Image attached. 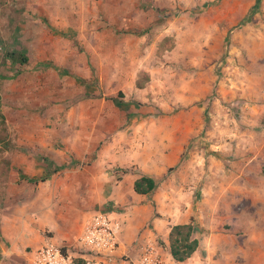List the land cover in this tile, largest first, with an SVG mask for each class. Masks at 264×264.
<instances>
[{
	"label": "rangeland",
	"instance_id": "rangeland-1",
	"mask_svg": "<svg viewBox=\"0 0 264 264\" xmlns=\"http://www.w3.org/2000/svg\"><path fill=\"white\" fill-rule=\"evenodd\" d=\"M135 106L149 110L120 131L141 156L145 121L185 112L184 157L221 173L195 192L212 244L195 260L264 264V0H0V219L41 183L98 179L65 170L96 165L101 120Z\"/></svg>",
	"mask_w": 264,
	"mask_h": 264
},
{
	"label": "crops",
	"instance_id": "crops-1",
	"mask_svg": "<svg viewBox=\"0 0 264 264\" xmlns=\"http://www.w3.org/2000/svg\"><path fill=\"white\" fill-rule=\"evenodd\" d=\"M147 110L149 109H137L135 106L128 110L124 119L121 118V112L116 110L112 119L104 120L105 122L101 120L100 147L96 163H93L96 165L87 169L65 170L100 171L98 179L87 172L63 184L59 181L55 184L41 183L40 189L35 190L32 207L27 209L26 206H19L11 211L4 210L0 219V264H30L28 246L35 249L45 242H72L81 232L86 219L98 210L109 211L113 218L122 223L116 249L118 258L135 257L138 252L137 243L156 236L161 241V254L167 260H172L168 249L170 227L187 223L191 219L194 236L199 239L200 245L189 260L193 261L195 255L212 250L210 236L205 234L207 229L199 232L196 225L207 224L210 215L206 216L203 212L197 215L199 207L194 205V197L197 189L208 192L207 189L211 188L212 191L216 176L221 173L200 171V167L191 165L189 159L184 157L190 139L188 132L195 126L194 122L191 123L192 120H186L188 116L185 112H182L179 118L169 115L159 119L156 125L151 120L152 115H145L151 117L149 121H145L146 128L151 124L155 132H152L148 142H145L146 151L143 152L147 155L141 156L142 151L137 148L140 142L136 141L134 135L127 139L126 134L122 137L120 127L122 122L128 119V123L135 122L132 125L134 128L137 118L142 117L143 112ZM109 122H112V125L106 126ZM105 133L109 134L107 137L110 140H105ZM87 145L86 139L80 150L87 152ZM68 158L72 161L70 155ZM110 167L120 171H110ZM170 168L172 171H168ZM230 173L235 176L242 175L233 171ZM224 174L225 171H222V175ZM142 175L150 176L156 182L154 190L147 195L138 194L133 189L134 181ZM95 181L96 184L93 183ZM247 190L245 187V192ZM9 194L8 187L7 198ZM45 229L50 232L47 236L43 234Z\"/></svg>",
	"mask_w": 264,
	"mask_h": 264
},
{
	"label": "built area",
	"instance_id": "built-area-1",
	"mask_svg": "<svg viewBox=\"0 0 264 264\" xmlns=\"http://www.w3.org/2000/svg\"><path fill=\"white\" fill-rule=\"evenodd\" d=\"M122 223L109 211L98 210L84 222L74 244L45 242L32 249L30 264H181L167 260L161 254V244L156 236L138 242L135 257H116ZM187 264H214L207 257H198Z\"/></svg>",
	"mask_w": 264,
	"mask_h": 264
},
{
	"label": "trees",
	"instance_id": "trees-1",
	"mask_svg": "<svg viewBox=\"0 0 264 264\" xmlns=\"http://www.w3.org/2000/svg\"><path fill=\"white\" fill-rule=\"evenodd\" d=\"M5 57L9 58L11 62L18 64H24L28 60L27 55L23 51H7ZM139 86H141V84ZM0 119L3 121L1 111ZM0 142H2L1 137ZM4 178H6V176ZM155 187V180L147 175L140 176L133 184V189L138 194L147 195L151 193ZM199 245V239L194 236L192 219L187 223L171 225L168 235V249L171 258L174 261L190 262V257H192V255L198 250Z\"/></svg>",
	"mask_w": 264,
	"mask_h": 264
}]
</instances>
